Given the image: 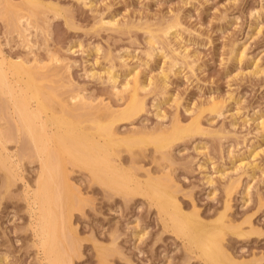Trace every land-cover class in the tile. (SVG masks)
Here are the masks:
<instances>
[{
  "label": "rangeland",
  "instance_id": "obj_1",
  "mask_svg": "<svg viewBox=\"0 0 264 264\" xmlns=\"http://www.w3.org/2000/svg\"><path fill=\"white\" fill-rule=\"evenodd\" d=\"M36 1L31 14L23 0H0V50L7 61L31 64L38 80L43 75L36 83L59 98L50 115L93 130L97 117L106 121L128 105L138 80L142 110L117 122L120 139L156 137L197 116L202 125L169 149L134 146L136 159L127 145L116 148L122 169L142 181L137 194L105 190L63 153L75 205L82 206L70 221L80 249L71 252L73 264H209L142 195L152 180L174 184L167 187L176 189L183 211L195 207L207 223L227 214L225 225L245 233L225 230L233 260L264 264V0ZM212 104L219 112L207 110ZM6 113L0 111V129L11 132L3 151L12 155L16 178L0 167V264H49L35 234L38 206L27 197L40 160Z\"/></svg>",
  "mask_w": 264,
  "mask_h": 264
},
{
  "label": "bare ground",
  "instance_id": "obj_2",
  "mask_svg": "<svg viewBox=\"0 0 264 264\" xmlns=\"http://www.w3.org/2000/svg\"><path fill=\"white\" fill-rule=\"evenodd\" d=\"M23 1H25L24 3L27 6H29V12L31 13L32 11L31 14L36 13V9H38V6L41 5L36 0ZM111 24L113 23L111 22ZM1 52L2 51L0 50V97L3 98L2 100L3 102L5 101V103L0 101V103L2 102L4 104V106H2L3 109L0 106V111L3 112V110L5 111L6 108L7 112H9L8 115L10 116L8 117L6 113L7 119L12 117L13 121L16 122L15 127L17 131L26 135L30 145H28L29 148L31 147V150H33L34 148L32 152L35 151L34 153H36L37 157H39L40 160V172L36 181L35 188L33 189L32 194L29 190L27 191V197H30L28 198V200L32 201L31 204H37L38 206V216L35 227V234L39 238V244L48 261L47 263L73 264V255L71 256V252L76 251L78 249V240L76 238V233V237L73 234L74 228L70 227L72 226L70 225V221L72 220V215H74V209L81 210L82 206L80 208L79 206L75 205V203L77 202V197L76 199H74L73 195H75V191H72L73 189L71 190V184H68L69 180L67 176L70 175H67L66 171L64 170L65 168L63 167V153H66L69 157L68 159H70V161L66 159L67 161H69V163L71 162V164L77 165V167L82 166L88 169L90 174L92 175V180L97 184L101 185L105 190H114L118 192L122 191L126 193V195L130 193L137 194V190L139 189L138 186L142 184V181L139 179H135L137 178L136 176L135 178L134 176H128V171H125L126 167L125 170L122 169L123 164L121 160L123 159V157L122 154L120 155V148H116L120 145H127L130 150L134 146H139L140 149H143L141 148L143 147L141 145L151 143L155 145L156 150H163L168 147L170 148V146L172 147V143H174L175 141L180 140L193 132L195 133V131H198L202 127V125L200 126V119L198 118L199 116L194 118L193 121L186 126H181V124H179L180 120H178L179 122H177L176 124L174 123L173 127L170 130L163 128L168 131L164 130L156 137L151 138V136H153L151 135L150 138H148V135L146 137L134 136L136 138L129 137L126 139H120V136L118 137L119 134L117 133L118 130H115L117 122L127 120L130 121V119H132L136 114L138 115V112L142 110V101L139 98L140 93L138 94V92H140L141 90H139V85L141 84H139L140 81L138 82V80H136L132 86V89H130L132 95L128 105L126 104L127 106L125 108H123L121 111L119 110L118 112H113L115 110L111 111L110 116L106 121L99 120L97 117L96 120H93L92 123L94 125V128L93 126H90V128H93V130H85L86 126L85 128H82V126L78 125L80 121L77 124V122H73V120L71 122V120L68 121L64 117L57 116L58 113L57 115H50L48 111H50L49 109L53 108L52 105L54 104V101L52 102V100H54V97H56L57 95L54 94V92L51 93L52 91H45L44 88L40 86L41 80H44V77L42 78L43 75L40 76L41 80H38V75L35 78L37 72H35L36 74H34V71H32L33 68L31 64L29 66H26L23 63L24 61L21 63H19L20 61H7L5 59L7 57H5V55L3 57ZM40 67L42 68V66ZM34 70H36V68ZM42 73L45 75L44 72ZM24 75L26 76L25 79L22 78ZM15 77H17L18 79H15ZM36 79L40 81L38 84L36 83ZM21 82L23 84L22 86L21 84L19 86L18 83ZM129 85L130 84L128 82L126 89L131 88ZM43 90L45 91V93ZM72 95L76 96L75 93ZM75 96L74 99L76 97L78 99V95L76 97ZM82 98L80 96L79 99L81 100ZM56 99L59 98L56 97ZM84 103H86L85 100ZM218 105L219 104H212L208 107L207 110H211L212 112H219L220 109L218 108ZM84 106L82 105V107ZM63 108L64 107H62V109ZM87 108L88 107H86V109ZM98 108L100 107L98 106ZM109 108L110 107H108V109ZM202 109L204 110V108ZM65 110L66 108L64 109V113L67 112V110L66 112ZM68 113L70 115V111H68ZM68 113L66 114L68 115ZM1 117H3V115H1ZM102 117L101 119L106 118V116L103 118ZM13 121L10 123L9 119V124L13 125ZM263 122L264 121H261V123ZM49 123L55 126V129L49 127ZM5 128L0 129V167L2 166L3 168L5 167L7 169L6 171L9 172H7L9 178L10 176L14 177V173L16 172L15 169H13L14 162L12 160V155L8 152L5 154L3 151V149L6 148V143L9 141L8 135L11 132L10 126V131H8V127V130H3ZM49 128H51L50 131ZM51 143L55 145L57 144L58 147H53ZM161 152L164 153V151ZM129 153L131 154L130 160H132V158L135 157L136 152L134 150L132 152L131 150ZM167 154L165 153L166 156ZM138 155L139 153H137V156ZM59 157H61L62 160ZM125 159L126 158H124V160ZM127 160H129V158H127L126 161ZM11 177L9 178V180H11ZM14 178H16V175ZM158 178L161 179L160 177ZM132 181L133 183L138 184L136 185L138 188L135 186L136 191L134 188L133 190H131L129 187V183H131ZM163 182L164 180H162V183ZM167 184L169 186V184L172 183ZM167 184H165L164 186L163 184L154 183L152 180V182L148 183V187L146 188L145 192L146 194L140 193L141 191H139L138 194L147 196L149 195L152 198L154 203H156V205L160 208L161 212L166 216L165 219L167 220V222H165V220L164 223H166L169 228H173L176 233L178 232V234H181L182 236H184V238H186V240L188 241L187 245L189 249H197L195 250L196 254L199 255H196L197 257L201 256L209 264H238L236 263L237 261L235 262L233 260L235 258H233L232 255L228 252L224 243L226 235L225 230L226 228H228V226H231L225 225V219L227 218V214H222L213 223H207L206 220L200 217L198 210H195V207L193 211L194 213L191 212L193 214L183 211L184 209L181 205L182 203L178 201L177 196L175 195L176 189L169 191L168 188L170 189V187H167ZM170 186L174 188V184ZM227 209L229 208L226 206L225 210ZM225 212L227 211H224L223 213ZM229 224L231 223L229 222ZM234 228L235 227L233 226V228L231 227L228 229L233 232ZM234 230V232L236 234H239V236L245 235L242 230L238 231L239 228ZM70 233L72 238L69 237ZM77 251H80V249H78ZM102 258L104 257L102 256Z\"/></svg>",
  "mask_w": 264,
  "mask_h": 264
}]
</instances>
